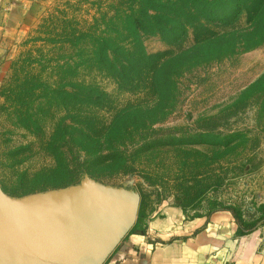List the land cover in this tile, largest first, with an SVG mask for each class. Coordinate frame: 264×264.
<instances>
[{
    "label": "rangeland",
    "instance_id": "obj_1",
    "mask_svg": "<svg viewBox=\"0 0 264 264\" xmlns=\"http://www.w3.org/2000/svg\"><path fill=\"white\" fill-rule=\"evenodd\" d=\"M144 1L38 0L36 20L0 72V188L33 186L41 172L60 175L65 153L72 167L89 159L84 177L133 190L147 219L166 207L186 218L236 208L262 237L264 44L226 58L203 50L168 62L194 47L198 32L136 30L129 15L142 13ZM233 18L207 28L226 33L248 24L244 12ZM66 92L106 98L80 104ZM132 105L154 111L140 115L136 150L119 139L117 153L109 143H84L79 130L101 136Z\"/></svg>",
    "mask_w": 264,
    "mask_h": 264
},
{
    "label": "crops",
    "instance_id": "obj_2",
    "mask_svg": "<svg viewBox=\"0 0 264 264\" xmlns=\"http://www.w3.org/2000/svg\"><path fill=\"white\" fill-rule=\"evenodd\" d=\"M37 14L38 0H0V72L15 42L29 30ZM95 210L105 215L131 212L136 216L131 230L116 242L102 264H264V235L240 228L229 211L186 218L183 211L166 207L163 216L155 213L147 219L145 215L135 228L140 202L134 191L90 182L22 199L5 197L0 189V239L13 247L21 239L34 237V230L47 237L57 227L65 228L60 219L64 215ZM41 258L7 259L3 264H96L80 254L67 259Z\"/></svg>",
    "mask_w": 264,
    "mask_h": 264
},
{
    "label": "trees",
    "instance_id": "obj_3",
    "mask_svg": "<svg viewBox=\"0 0 264 264\" xmlns=\"http://www.w3.org/2000/svg\"><path fill=\"white\" fill-rule=\"evenodd\" d=\"M143 3L147 4V7L142 13L133 16L129 15V18L137 24L136 30L144 32L148 30L153 32L158 31L160 33L167 32L170 34L173 31H178L179 34L186 32L189 27H194L198 32L197 36L199 38L197 39L196 45L172 57L168 62H175L183 58L188 59L198 55L203 50L209 53L210 56L207 57H210V59L226 58L235 52H247L264 44V0H146ZM152 4L153 6L149 8V5ZM241 12H244L248 22L244 28L226 33L209 31L207 28L212 21L217 22V24L220 22L227 24L228 20L232 17H234L233 20L235 21V17H238ZM229 14H232V16L227 18L223 17ZM145 59H151V57L148 56ZM164 67L165 64L158 67L154 72H162ZM126 68H129V65L124 66V69ZM159 76L160 81H164L166 78L164 74ZM61 96L76 100L80 104L89 102V104L94 105L96 103H103L102 101L106 98V95L100 92L73 94L66 92ZM153 112V109L132 105L119 109L112 121L108 124L106 133L102 132L101 136L97 133H93L92 135L85 134L83 130H79V132L83 134L84 143L88 146L97 145L99 147L100 145L103 146L105 143H109L112 152H123L120 148L113 146L115 145L114 141L119 139L120 143H122V140H125L136 150L138 143L135 139L136 134L139 133L137 122L140 115H153ZM116 133L118 134L113 135ZM69 141L68 139L63 140V145L66 143L71 145ZM83 151L90 153L86 148ZM62 155L64 158L58 156L59 163H57L58 165L60 164L59 169H62L60 175L55 176L49 172L37 173L31 177L34 182L33 186H27L24 184V181H20V184L14 190H7L4 187H2V190L9 196L23 197L78 184L84 178L82 172L85 166L83 165L89 159L84 161L83 165L74 164L72 167L71 162L68 164L66 154L63 153ZM125 159H127V156ZM80 167L82 170H78ZM87 172L90 173V171ZM222 210L231 212L240 228L242 227L248 231H252L255 228L256 224L245 222L236 208L227 207ZM144 216L145 213L140 208L138 222L135 228L143 222ZM241 232L243 233V230Z\"/></svg>",
    "mask_w": 264,
    "mask_h": 264
},
{
    "label": "water",
    "instance_id": "obj_4",
    "mask_svg": "<svg viewBox=\"0 0 264 264\" xmlns=\"http://www.w3.org/2000/svg\"><path fill=\"white\" fill-rule=\"evenodd\" d=\"M83 182H90L102 188H113L90 180L87 177H84L78 184L72 186L80 185ZM51 191L54 190L30 194L23 197L9 196L4 193L3 190L2 193L5 197L22 199L30 196L42 195ZM134 194L138 197L135 192ZM135 210L136 209H133V211ZM60 219L61 225H64L65 228L59 229L57 227L50 236L46 237L43 233L34 230V237H30L28 240L21 239L20 243L13 247L12 245L6 246V241L0 239V264H3L7 259L9 261L22 260L24 257L35 255H40L42 257L41 260L44 261L52 256L67 259L72 254H80L81 256L91 258L96 264H102L114 248L116 242L131 230L136 221V216L135 213L131 212H119L112 215H105L99 210H95L85 215L67 214ZM58 225L60 226L59 223Z\"/></svg>",
    "mask_w": 264,
    "mask_h": 264
}]
</instances>
